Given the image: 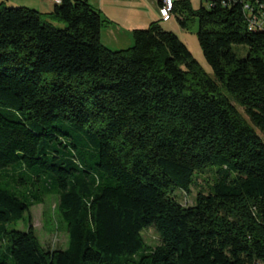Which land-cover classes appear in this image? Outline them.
I'll return each mask as SVG.
<instances>
[{"label":"trees","instance_id":"1","mask_svg":"<svg viewBox=\"0 0 264 264\" xmlns=\"http://www.w3.org/2000/svg\"><path fill=\"white\" fill-rule=\"evenodd\" d=\"M172 15L212 77L157 22L110 51L86 0L0 3V264H264V0ZM50 197L62 250L10 228Z\"/></svg>","mask_w":264,"mask_h":264},{"label":"crops","instance_id":"2","mask_svg":"<svg viewBox=\"0 0 264 264\" xmlns=\"http://www.w3.org/2000/svg\"><path fill=\"white\" fill-rule=\"evenodd\" d=\"M86 1L90 6L99 11L101 18L105 21L100 30V42L110 51L129 48L133 42V30L145 29L154 22L159 23V26L163 30L174 33L176 31V26L174 25L170 30L164 26L165 24L171 23L173 19L176 20L175 15H172L168 21L163 22L161 20L160 7L156 0ZM192 1L191 6L195 9ZM0 3H3L6 7L33 9L42 15L51 14L55 6L54 3L46 0H0ZM194 28H196L195 23L192 25V30Z\"/></svg>","mask_w":264,"mask_h":264},{"label":"rangeland","instance_id":"3","mask_svg":"<svg viewBox=\"0 0 264 264\" xmlns=\"http://www.w3.org/2000/svg\"><path fill=\"white\" fill-rule=\"evenodd\" d=\"M192 5L195 8V10L198 9L200 5L206 8L208 5V0H193ZM173 25L176 26L175 29L176 31L175 33L174 32L173 33L187 47L193 58L200 64L203 70L210 77H212L211 70L209 66L206 64L197 42L196 28H194L192 31L181 30L175 19H173L171 23L165 24L164 26L165 28L170 30V28ZM167 32H171V31H167ZM233 50L234 53L239 58H243L245 56L242 47H234ZM209 177L210 175L207 174L204 176V179L206 180ZM198 186L200 187H192L189 195H185L181 192H177L175 194L176 200L183 206H192L194 204L195 196L200 191L201 187L202 188L205 187V184L203 181L199 180ZM56 205H57L56 198L53 197L47 198L44 204L32 207L30 209L29 214L25 215L24 218L25 220L13 224L10 228L21 232H27L29 228L27 219L28 217H30L31 227L41 247L50 251L65 249L68 244V237L60 224L59 213L57 211ZM142 235L145 242L149 246L155 247L158 245L157 235L152 229H148L144 231Z\"/></svg>","mask_w":264,"mask_h":264},{"label":"built area","instance_id":"4","mask_svg":"<svg viewBox=\"0 0 264 264\" xmlns=\"http://www.w3.org/2000/svg\"><path fill=\"white\" fill-rule=\"evenodd\" d=\"M54 4H58L60 0H46ZM172 5H173V0H163L162 7L160 9V14H161V20L163 22L168 21V19L171 17L172 14ZM253 23L262 25L264 23V20H258L256 17L252 18ZM258 20V21H257Z\"/></svg>","mask_w":264,"mask_h":264}]
</instances>
